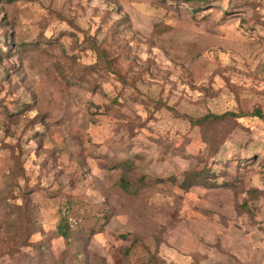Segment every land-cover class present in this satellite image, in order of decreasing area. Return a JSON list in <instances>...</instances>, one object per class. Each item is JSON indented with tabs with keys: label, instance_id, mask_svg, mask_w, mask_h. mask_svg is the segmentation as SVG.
<instances>
[{
	"label": "rangeland",
	"instance_id": "1",
	"mask_svg": "<svg viewBox=\"0 0 264 264\" xmlns=\"http://www.w3.org/2000/svg\"><path fill=\"white\" fill-rule=\"evenodd\" d=\"M189 6L0 0V264H264V119L193 123L264 114V0Z\"/></svg>",
	"mask_w": 264,
	"mask_h": 264
},
{
	"label": "trees",
	"instance_id": "2",
	"mask_svg": "<svg viewBox=\"0 0 264 264\" xmlns=\"http://www.w3.org/2000/svg\"><path fill=\"white\" fill-rule=\"evenodd\" d=\"M187 1L190 3L189 7H192V9L190 11L193 14V13L198 12V10H199L198 5L199 4H204V3L206 4L212 0H187ZM225 11H226V13H228V10H225ZM246 116H255V117L264 119V114L259 109H254L249 114L245 113V112L236 113V112H231V111H226L222 114L210 113V114L203 116L202 118H199L197 120H193V123L199 125V124L203 123L204 121H209V122H212L214 124H220V123L226 122L227 120L231 119L232 117L241 118V117H246ZM203 172L208 173L209 169L204 168ZM202 173L196 172L195 170H191L190 173H188L186 175L184 183H188L191 180V178L194 180L198 179L199 177H201V175L204 174V173L203 174ZM120 183H122L124 189L128 188V184H127L128 182L125 180V178H121ZM185 185L188 186V184H185ZM58 227L60 229V236L63 239H67V228H68L67 224L65 222H62L58 225ZM156 264H160V263L156 262Z\"/></svg>",
	"mask_w": 264,
	"mask_h": 264
}]
</instances>
